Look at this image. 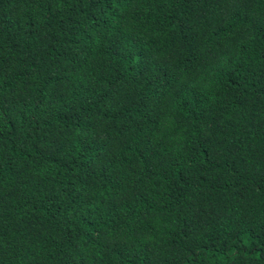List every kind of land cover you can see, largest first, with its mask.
Masks as SVG:
<instances>
[{"label": "trees", "instance_id": "trees-1", "mask_svg": "<svg viewBox=\"0 0 264 264\" xmlns=\"http://www.w3.org/2000/svg\"><path fill=\"white\" fill-rule=\"evenodd\" d=\"M0 264H264V0H0Z\"/></svg>", "mask_w": 264, "mask_h": 264}]
</instances>
